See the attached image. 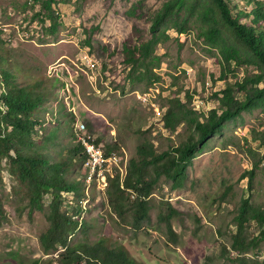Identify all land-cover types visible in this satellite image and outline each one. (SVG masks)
<instances>
[{
    "label": "rangeland",
    "instance_id": "obj_1",
    "mask_svg": "<svg viewBox=\"0 0 264 264\" xmlns=\"http://www.w3.org/2000/svg\"><path fill=\"white\" fill-rule=\"evenodd\" d=\"M167 1L55 0L52 8L58 25L57 31L51 32V22L37 15L39 3L0 0V36L7 42L4 45L13 69L22 81L44 79L43 88L52 93L41 106L45 123L37 138L41 142L44 134L58 130L56 142L49 143L50 153L62 149L67 154L78 144L73 137L81 129L77 124L85 123L89 131H84L91 137L106 146L117 144L118 151L113 153L117 162L109 171L115 175L117 166L125 173L129 158L136 155L144 139L151 140L158 151L183 139L187 131L184 123L172 134L164 128L162 116L171 98L177 95L204 119L211 109L219 107L216 95L227 83L257 72L252 65L234 60L227 67L220 47L206 39L207 26L198 9L185 32L173 26L160 30L164 34L155 49L160 59L155 68L159 79L149 85H133L127 78L128 68L121 62L123 45L150 38L152 19ZM191 2L184 0L180 16L185 14L184 5ZM232 6L250 12L253 4L232 0ZM86 55L98 63L87 60ZM255 161L258 167L249 185V175H242L253 169ZM0 167V206L4 212L0 264H31L36 258L41 259L40 264H48L57 254L44 255L39 243V234L47 226L45 214L37 210L30 214L26 201L13 191L18 184L6 159ZM103 174H95L93 167L89 173L85 163L78 161L67 177L84 181L82 198L78 201L74 192H63L64 209L73 214L77 204L82 206L80 218L90 225V241L108 237L113 244L125 245L144 264H240L228 260L223 247L231 248L234 215L242 197L249 196L253 204L264 208V104L242 112L209 138L188 167L185 187L172 189L170 182L161 179L149 197L150 219L141 230H133L130 219L120 220L111 211L105 192L109 175L104 181ZM229 186L232 194L222 200L220 196ZM48 202L45 198L46 205ZM167 203L179 212L172 219L175 240L169 238L165 223L158 218L168 212ZM258 232L254 221L247 225V237ZM81 238L84 234L78 233L73 240ZM247 257L264 262V241Z\"/></svg>",
    "mask_w": 264,
    "mask_h": 264
},
{
    "label": "trees",
    "instance_id": "obj_2",
    "mask_svg": "<svg viewBox=\"0 0 264 264\" xmlns=\"http://www.w3.org/2000/svg\"><path fill=\"white\" fill-rule=\"evenodd\" d=\"M31 1L33 5H41L37 15L49 20L50 31L56 32L58 15L52 8L55 0ZM183 2L167 1L152 19L151 37L138 44L123 45L121 62L128 68L127 78L133 85L139 82L149 85L159 79L155 68L160 59L155 55V49L164 34L160 30L173 26L179 32H185L198 9L199 18L207 26L204 35L211 44L220 47L227 67L230 68L234 60L237 64L252 65L257 72L247 74L241 81L227 83L226 88L216 95L219 107L211 109L204 119H200V115L177 95L171 98L162 116L164 128L172 134L184 123L187 131L183 139L163 151H158L151 140L144 139L138 145L136 155L129 158L126 172L117 168L115 175L109 174L105 192L110 209L118 219H130V226L136 231L150 219L149 197L162 178L170 182L172 189L185 187L188 167L209 138L219 134L226 122L238 118L242 112L264 104V1L247 0L253 4L251 11L247 12L234 8L232 0H192L184 5L185 14L180 16L178 11ZM4 42L0 36V166L6 159L9 173L18 184L13 191L21 201H26L25 207L30 214L35 210L45 214L47 226L39 234V243L44 255L57 254L49 259L48 264H144L125 245L113 244L108 237L90 241V225L80 218L81 205L73 208V214L64 209L63 192H74L79 201L84 184L82 180L69 179L67 174L78 161L85 163L90 173V156L77 132L73 137L78 144L69 148L67 154L62 149L55 154L48 151L49 143L56 142L57 129L44 134L43 141H37L45 123L40 109L52 93L43 88L44 79H20ZM260 84L263 86H258ZM96 141L101 142L98 138ZM103 148L106 155L118 151L117 144ZM257 167L258 161H255L253 169L242 175V178L249 175V185H252ZM231 192L229 186L220 198L225 200ZM45 198L49 200L47 205ZM167 204L168 212L158 218L165 223L169 238L175 240L177 232L172 219L179 212ZM3 218L0 206V225ZM252 221L259 227V232L249 238L246 228ZM234 225L236 230L231 235V248L223 247L225 257L240 264H264L247 257L264 241V208L253 204L249 196L242 197L235 211ZM78 233L84 234V238L74 241ZM40 262L41 259L36 258L31 264Z\"/></svg>",
    "mask_w": 264,
    "mask_h": 264
},
{
    "label": "built area",
    "instance_id": "obj_3",
    "mask_svg": "<svg viewBox=\"0 0 264 264\" xmlns=\"http://www.w3.org/2000/svg\"><path fill=\"white\" fill-rule=\"evenodd\" d=\"M10 41L15 43V40H13V39H10ZM86 59L87 60L90 59L91 62H97L98 63V61L96 59H94L93 57H91L90 55H86ZM77 126L81 128V133L83 135H84V130H88V126L85 123H78ZM86 140H87V143L91 149V158H90L89 166H93V165L98 164L101 161V159L106 157V156H112V155L99 154V147H105V145L102 142L97 143L96 137L94 135H93V137H86ZM116 171H117V166H116ZM111 173H112V171H109V169L107 168V173L103 174L104 181L106 180V175L108 176Z\"/></svg>",
    "mask_w": 264,
    "mask_h": 264
},
{
    "label": "bare ground",
    "instance_id": "obj_4",
    "mask_svg": "<svg viewBox=\"0 0 264 264\" xmlns=\"http://www.w3.org/2000/svg\"><path fill=\"white\" fill-rule=\"evenodd\" d=\"M77 135L82 140V143L84 144V147L86 148V151H87V153L89 154V156L91 158V149H90V147H89V145L87 143V140H86V137H91V136L88 133H86L85 131H84V135H83L81 133V129H78ZM99 154L106 155L105 152L102 150L101 147H99ZM116 162L117 161H116V158H115L114 154L112 156H106V157L102 158L101 161L98 164L92 166L93 167V170H94V173L97 174V175H100L101 173L104 172V174H105L106 173L105 171H107V168L109 169V167H113L112 164H114Z\"/></svg>",
    "mask_w": 264,
    "mask_h": 264
}]
</instances>
